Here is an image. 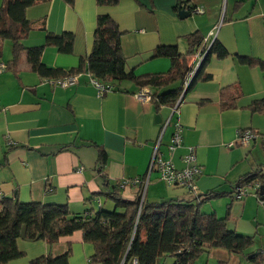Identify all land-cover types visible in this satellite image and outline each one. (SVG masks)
<instances>
[{
	"label": "crops",
	"instance_id": "0c3cea01",
	"mask_svg": "<svg viewBox=\"0 0 264 264\" xmlns=\"http://www.w3.org/2000/svg\"><path fill=\"white\" fill-rule=\"evenodd\" d=\"M177 1L119 0L116 5L97 6L95 0H73L72 4L47 0L25 10L26 19L35 24L24 42L26 47L41 46L45 32L73 34L69 54L52 46H45L41 53L45 66L65 72L90 53L98 14L109 15L123 32L120 44L126 69L137 78L168 72L170 60L153 57L154 50L176 46L184 54L185 37L195 31L208 42L216 39L229 55L209 58L203 71L209 78L182 93L176 117H171V107L138 100L134 94L139 87L132 80L115 84L99 97L85 70L78 73L74 86L60 88L33 73L21 54L15 72L0 73V196L16 197L21 203L66 204L71 213L84 216L90 209L112 208L106 194L118 182H145L148 177L145 186L138 183L121 188V197L133 200L140 194L141 199L157 203L190 200L211 191L223 193L205 202L201 212L226 217L228 230L252 237L246 253L264 246V207L253 189L241 199L234 197L242 176L259 168L264 173V115L248 110L251 102L264 95V70L241 64L234 57L264 61V0H187L201 12L184 19L177 15ZM8 43L3 44L0 65L11 57V50L10 57L5 52ZM196 56L190 57L194 64ZM232 85L240 88L241 96L234 108L222 109L220 91ZM180 86L175 82L167 90ZM174 120L181 126L182 143L170 153L167 145ZM244 129L255 135L247 145L236 138L237 131ZM159 135V154L177 169L184 166L181 157L186 148H194L201 171L194 181L195 193L169 186L155 169L149 172ZM5 137L13 142L12 147ZM99 150L106 156L103 166L98 163ZM17 247L23 256L6 264H29L66 252L68 264H85L94 252L80 231L60 237L52 245L21 238ZM173 261L166 257L158 264ZM193 264L250 262L243 255L213 248Z\"/></svg>",
	"mask_w": 264,
	"mask_h": 264
},
{
	"label": "trees",
	"instance_id": "16d2710c",
	"mask_svg": "<svg viewBox=\"0 0 264 264\" xmlns=\"http://www.w3.org/2000/svg\"><path fill=\"white\" fill-rule=\"evenodd\" d=\"M44 1L47 0H2L0 58L5 41H10L11 50V57L4 63L5 71L15 72L20 55L25 54L30 70L42 79L53 82L86 70L92 78L110 85L113 89L115 84L124 80L134 81L139 88L156 89L155 92L150 91V102L156 107H172L182 93L184 95L197 81L209 78L203 71L212 55L217 58L229 55L216 39L205 41L203 36L195 31L185 37L187 50L184 54L180 53L176 46H160L154 50L153 57L170 60L171 68L168 72L137 78L132 70L126 69V60L120 44L123 32L109 15L98 14L88 56L79 60L78 65L67 72L48 68L41 61L42 49L52 46L61 54H69L74 36L71 32H45L41 46H25L24 42L35 25L26 19L25 10ZM62 1L73 3V0ZM95 1L97 6H111L119 2ZM177 4H182L189 13L194 9L188 5L187 0H178ZM40 25L41 30H45L43 21H40ZM194 54H203L195 70V64L190 58ZM234 57L241 64L257 66L264 70V61L236 55ZM192 71L194 74L183 92L185 78ZM175 82L181 83L180 88L167 90V87ZM240 96L241 91L237 85L221 89V108H234ZM248 110L252 114L264 115V95L261 99L251 102ZM98 163L100 166L106 163L102 150L98 151ZM254 184L259 185L257 198L264 200L262 168L242 176L237 182L236 190ZM121 188L118 182L106 194L113 203L112 208L90 209L84 216L71 213L66 204L21 203L16 197L0 196V264L23 256L17 247L18 239L42 240L52 245L72 231H80L82 240L92 244L94 252L89 258L92 264H129L132 258L140 264H158L166 257L173 258V264H193L202 253L213 248L243 255L249 259L250 264L260 256L261 248L256 252L246 253L253 243V238L228 230L226 217L217 218L214 214L201 212L205 202L225 195L223 193L211 191L192 195L190 200L149 203L141 199L140 194L133 200H124L121 197ZM67 258L68 252L55 258L44 256L30 261L29 264H68Z\"/></svg>",
	"mask_w": 264,
	"mask_h": 264
},
{
	"label": "built area",
	"instance_id": "2783aa9c",
	"mask_svg": "<svg viewBox=\"0 0 264 264\" xmlns=\"http://www.w3.org/2000/svg\"><path fill=\"white\" fill-rule=\"evenodd\" d=\"M193 12L200 13L201 11L197 10V8H194L192 10V13ZM205 41H208V40H205ZM202 57H203V54H197L196 56L197 61H196L194 70L197 68L198 62L202 59ZM4 68H5L4 65H0V73L4 71ZM193 74H194V71L190 72L186 76L185 81L183 83V92L186 90L188 83L190 79L192 78ZM88 76H89L90 83L97 90V94L99 97L102 96L104 93H107L113 90V88L110 85H105L99 82L98 80L92 78L90 74H88ZM78 77H79V74H76V75L68 76L63 79H58L56 81H53V82L51 81V82L54 86H57L60 88H67V87L74 86L78 81ZM134 95L138 100L143 101V102L150 100V92L146 88H139L138 91ZM181 97L182 95L171 107V110H172L170 114L171 117L172 116L174 117L176 115L177 106L179 104V101L181 100ZM169 121H167L166 125L169 123ZM236 138L241 145H247L252 139L255 138V135L250 130L237 131ZM5 142L7 146L9 147L14 145L13 142L8 140L7 137H5ZM159 142H160V135L154 147V153H153V158H152V161L149 167V172L152 171V169H155L158 174V178L162 180L163 182H165L166 184H168L169 186L181 187V188H184L188 193H195L194 181L201 171L196 163V156H195L194 148L192 147L186 148L185 154L182 155L181 157V160L184 166L181 169H177L172 165L170 160L162 158L161 153L159 154L160 152ZM181 143H182L181 126L177 120H174L173 121V133L168 142L167 150L171 153L175 149L179 148L181 146ZM147 181H148V177L145 180V182H143L142 180H138V179H134L128 182L123 181V182H120V186L123 188L129 184L140 183L142 187L143 184L144 186L147 184ZM258 186H259L258 184H254V185H247L243 188H240L237 190V192H235L234 197L236 199H241L245 195H247L248 189L252 188L254 191V195L257 198L256 191H257ZM257 201L260 203V205L264 207V200L257 198ZM259 254H260L259 258L256 259L255 262H252L253 264H264V246L260 249ZM85 264H92V263L88 259L85 262ZM129 264H140V263L136 259L132 258Z\"/></svg>",
	"mask_w": 264,
	"mask_h": 264
},
{
	"label": "water",
	"instance_id": "95a60500",
	"mask_svg": "<svg viewBox=\"0 0 264 264\" xmlns=\"http://www.w3.org/2000/svg\"><path fill=\"white\" fill-rule=\"evenodd\" d=\"M177 15L180 19H184L190 15V13L186 10H184L181 5L177 6ZM262 188H260L261 190Z\"/></svg>",
	"mask_w": 264,
	"mask_h": 264
},
{
	"label": "rangeland",
	"instance_id": "374dc122",
	"mask_svg": "<svg viewBox=\"0 0 264 264\" xmlns=\"http://www.w3.org/2000/svg\"><path fill=\"white\" fill-rule=\"evenodd\" d=\"M9 44V43H8ZM8 47L6 48V56H8V57H10V44L9 45H7ZM5 58V57H4ZM262 246H260V248H261ZM165 260V259H164ZM171 260V259H170Z\"/></svg>",
	"mask_w": 264,
	"mask_h": 264
}]
</instances>
